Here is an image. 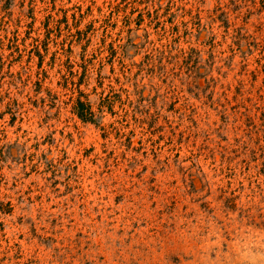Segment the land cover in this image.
Masks as SVG:
<instances>
[{
  "label": "rangeland",
  "instance_id": "rangeland-1",
  "mask_svg": "<svg viewBox=\"0 0 264 264\" xmlns=\"http://www.w3.org/2000/svg\"><path fill=\"white\" fill-rule=\"evenodd\" d=\"M0 264H264V0H0Z\"/></svg>",
  "mask_w": 264,
  "mask_h": 264
},
{
  "label": "trees",
  "instance_id": "trees-1",
  "mask_svg": "<svg viewBox=\"0 0 264 264\" xmlns=\"http://www.w3.org/2000/svg\"><path fill=\"white\" fill-rule=\"evenodd\" d=\"M80 115L82 116V114L80 113Z\"/></svg>",
  "mask_w": 264,
  "mask_h": 264
}]
</instances>
